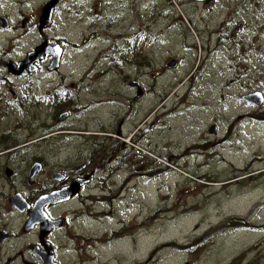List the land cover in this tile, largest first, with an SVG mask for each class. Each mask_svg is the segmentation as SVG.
Listing matches in <instances>:
<instances>
[{"label": "rangeland", "instance_id": "1", "mask_svg": "<svg viewBox=\"0 0 264 264\" xmlns=\"http://www.w3.org/2000/svg\"><path fill=\"white\" fill-rule=\"evenodd\" d=\"M27 1L25 10L36 11L46 0ZM55 20L80 43L91 28L99 34L86 50L66 51L62 73L103 71L90 89L93 97L109 101L105 90L113 87L124 95L114 98L116 116L129 127L152 126L141 135V154L126 157L144 168L131 198L138 203L131 210L118 205L103 227L122 220L129 235L123 232L102 254H120L131 264H264V103L258 108L242 99L255 92L264 99V0H63ZM116 47L127 53H115L122 61L114 69L104 59L93 65ZM173 61L177 67L168 68ZM126 81L144 92L135 104L139 116L124 113L135 96L122 91ZM191 101L198 108L191 109ZM109 106L90 114L108 121ZM36 115L46 117L32 107L13 110V124H24L17 134H25ZM201 136L208 156L183 157L180 150L170 156L174 144L183 150ZM160 171L165 174L156 178ZM240 222L248 227L231 228ZM187 245L197 249L191 253Z\"/></svg>", "mask_w": 264, "mask_h": 264}, {"label": "flooded vegetation", "instance_id": "2", "mask_svg": "<svg viewBox=\"0 0 264 264\" xmlns=\"http://www.w3.org/2000/svg\"><path fill=\"white\" fill-rule=\"evenodd\" d=\"M51 2L26 11L27 0H0V264H131L120 254L106 257L100 251L120 242L123 232L129 235L128 224L117 220V227H103L118 205L131 210L130 205L138 203L131 198L144 168L131 166L126 157L140 155L141 135L152 126L129 127L128 119L116 116L120 111H113V106L119 107L114 98L124 95L113 87L105 90L109 101L93 97L90 89L103 71L62 73L66 51L86 50L99 34L98 28H91L82 33L81 43L72 40L55 20L63 0H56L50 19L42 20ZM115 53L127 52L116 47L97 56L93 65L104 59L114 69L122 61ZM189 83L188 94L193 87ZM124 85L122 91H135L124 113L139 116L135 104L144 92L130 82ZM191 103L193 110L200 104ZM102 105L112 108L108 121L90 114ZM29 107L44 110L46 117L28 118L25 134H17L24 124H13V110ZM208 145L201 136L183 150L174 144L170 156H178L176 150L183 157L208 156ZM14 158L20 160L13 164Z\"/></svg>", "mask_w": 264, "mask_h": 264}, {"label": "water", "instance_id": "3", "mask_svg": "<svg viewBox=\"0 0 264 264\" xmlns=\"http://www.w3.org/2000/svg\"><path fill=\"white\" fill-rule=\"evenodd\" d=\"M55 2H56V0H53V2H51V4H49L47 7H46V9H45V12H44V15H43V19L42 20H44V19H46V18H48V19H50V16H51V8H52V6L55 4ZM208 1H206V3H207ZM238 31V28H235L233 31H232V33H231V37L232 38H234V36H235V34H236V32ZM27 62H25V63H23V65L22 66H27ZM21 65V64H20ZM22 66H20V69H23V67ZM174 67H176V63L173 61V62H170L169 64H168V68H174ZM130 85H132V83H130ZM243 100L244 101H246L248 104H251V105H254L255 107H258V108H260L261 107V105L263 104V102H264V99H263V97H262V95H261V93H259V92H255V93H253V94H250V95H247V96H244L243 97ZM212 129V128H211ZM210 129V130H211ZM16 204V206H18L19 207V204L17 203V202H15ZM20 208V207H19Z\"/></svg>", "mask_w": 264, "mask_h": 264}, {"label": "trees", "instance_id": "4", "mask_svg": "<svg viewBox=\"0 0 264 264\" xmlns=\"http://www.w3.org/2000/svg\"><path fill=\"white\" fill-rule=\"evenodd\" d=\"M131 164V163H130ZM146 166V165H145ZM151 170H153V169H151ZM185 170V169H184ZM151 172L152 171H150L149 170V174H151ZM162 171H160V173L159 174H157L156 175V177H158L160 174H162L161 173ZM248 226L247 225H245V223L244 222H240L238 225H234L233 227H231V228H241V229H243V228H247ZM188 245H189V243H188ZM186 246V250H188L189 252H191V253H194L195 252V250L197 249V246L196 245H194V246H196L193 250H191L190 249V247L189 246ZM229 264H238V261L237 260H234V261H232V262H230ZM249 264H255L254 263V261H252V262H250Z\"/></svg>", "mask_w": 264, "mask_h": 264}]
</instances>
